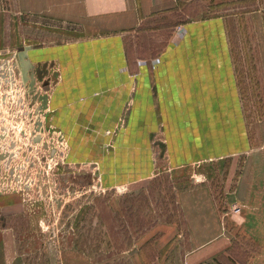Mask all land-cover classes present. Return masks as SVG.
Masks as SVG:
<instances>
[{
    "label": "crops",
    "instance_id": "crops-1",
    "mask_svg": "<svg viewBox=\"0 0 264 264\" xmlns=\"http://www.w3.org/2000/svg\"><path fill=\"white\" fill-rule=\"evenodd\" d=\"M259 2L251 12L256 45L249 52L258 53L261 65L255 73L264 86V0ZM178 3L15 0L17 13H26L34 34L41 25L54 30L42 45L29 42V56L54 73L45 106L49 124L69 143L66 164H96L107 188L134 189L155 176L163 158L179 168L233 159L253 149L244 106L248 80L235 54L245 49L241 40H233L237 21L230 16L172 21ZM164 15L170 33L156 52L150 33L164 23ZM5 18L0 0V39ZM179 25L185 34L176 38ZM248 90L252 103L260 104V91ZM260 133L264 138V120ZM233 169L231 165L230 172ZM247 171L238 173L235 202H253ZM181 198L190 233L187 264H211L208 260L232 247L221 234L213 197L206 188L196 187ZM32 221L19 194L0 195V264H84L83 253L68 255L78 250L77 242H40L32 229H21ZM170 230H175L172 225L158 223L137 232L134 244L126 247L133 264H148L149 250L156 253L158 234Z\"/></svg>",
    "mask_w": 264,
    "mask_h": 264
},
{
    "label": "rangeland",
    "instance_id": "rangeland-1",
    "mask_svg": "<svg viewBox=\"0 0 264 264\" xmlns=\"http://www.w3.org/2000/svg\"><path fill=\"white\" fill-rule=\"evenodd\" d=\"M1 2L6 15L4 37L0 39L1 50L18 52L25 46L32 48L31 45H42L50 39L54 30H46L41 25L37 26L34 34L26 13H17L15 0ZM259 3V0H179L178 12L172 19L184 22L192 18L230 16L237 21L235 29L238 35L233 40H241L245 49V52L235 54L240 61L238 67L248 80L245 83L247 89H244L247 100L244 106L253 145L249 154L179 168L170 167L163 158L159 160L152 179L134 189L130 186L110 189L103 185L96 164H66L69 143L55 129L44 137L17 136L16 145L20 146L11 152L6 147L14 150L15 144L10 147L11 139L0 137V195L19 194L25 211L33 217V221L29 225L23 224L21 229H32L35 240L40 242H77L78 250L73 249L68 255L83 253L84 264H133V255L126 247L134 244L135 237L139 235L137 232L158 223L169 224L175 230L158 234L156 253L151 248L147 262L152 264L157 256L155 264H187L191 254L188 246L190 233L181 195L203 187L213 197L221 234L225 233L224 238L232 245L226 254L223 253L229 260L218 259L217 255L208 261L211 264H264V138L259 134V124L264 120V86L261 75L258 80L255 73L257 68L260 70L258 53L249 52V49L254 51L256 45L251 12ZM162 21L164 23L150 33V44L156 52L170 33L166 28L169 19L164 15ZM4 58L13 62L16 55L8 54ZM53 74L50 71L45 77L49 82L45 87L42 83L36 84L35 94L48 95L54 81ZM248 88L253 92L260 91L259 96H263L260 104L252 103ZM21 94L24 95L21 99L33 98L26 83L22 85ZM35 102L41 103L39 99ZM231 165L234 169L230 172ZM246 169L253 199L249 204L234 200L238 173ZM114 210L120 211L121 215H112ZM217 238L220 240V236ZM43 250L40 251L44 253ZM199 264L210 263L202 261Z\"/></svg>",
    "mask_w": 264,
    "mask_h": 264
},
{
    "label": "built area",
    "instance_id": "built-area-1",
    "mask_svg": "<svg viewBox=\"0 0 264 264\" xmlns=\"http://www.w3.org/2000/svg\"><path fill=\"white\" fill-rule=\"evenodd\" d=\"M185 34V27L179 25L176 28L175 37ZM0 52V137L11 139L10 147L16 146L18 137L22 135H50L54 128L49 124L47 106L43 109L40 102L33 103L31 98L21 99L22 79L21 70L17 61L5 60ZM38 111L37 113H34ZM44 137V136H43ZM11 151H16L6 147Z\"/></svg>",
    "mask_w": 264,
    "mask_h": 264
},
{
    "label": "water",
    "instance_id": "water-1",
    "mask_svg": "<svg viewBox=\"0 0 264 264\" xmlns=\"http://www.w3.org/2000/svg\"><path fill=\"white\" fill-rule=\"evenodd\" d=\"M31 47L25 46L23 49L18 51L16 59L21 70L23 82L29 86V92L32 95L33 103L39 99L41 101V108L45 107L47 96L46 94L37 95L35 94L36 84L42 83V86L45 87L49 82L45 77H48L49 68L42 63H33L30 59L29 51ZM45 89V88H44Z\"/></svg>",
    "mask_w": 264,
    "mask_h": 264
},
{
    "label": "trees",
    "instance_id": "trees-1",
    "mask_svg": "<svg viewBox=\"0 0 264 264\" xmlns=\"http://www.w3.org/2000/svg\"><path fill=\"white\" fill-rule=\"evenodd\" d=\"M217 258L218 259L220 258L221 260H225L226 259V257L223 254H220Z\"/></svg>",
    "mask_w": 264,
    "mask_h": 264
}]
</instances>
